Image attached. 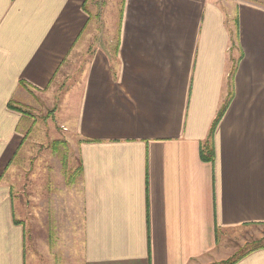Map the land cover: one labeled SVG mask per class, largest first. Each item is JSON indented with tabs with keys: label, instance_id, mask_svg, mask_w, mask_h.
Masks as SVG:
<instances>
[{
	"label": "crops",
	"instance_id": "0c3cea01",
	"mask_svg": "<svg viewBox=\"0 0 264 264\" xmlns=\"http://www.w3.org/2000/svg\"><path fill=\"white\" fill-rule=\"evenodd\" d=\"M94 1L0 0V264L230 259L242 228L264 229V1L120 0L109 28L115 0L100 12ZM75 47L87 59L53 120L77 143L80 220L46 221L40 240L6 180L33 118L8 103L36 109ZM234 264H264V247Z\"/></svg>",
	"mask_w": 264,
	"mask_h": 264
},
{
	"label": "rangeland",
	"instance_id": "374dc122",
	"mask_svg": "<svg viewBox=\"0 0 264 264\" xmlns=\"http://www.w3.org/2000/svg\"><path fill=\"white\" fill-rule=\"evenodd\" d=\"M106 1H94L95 6L91 8V11L100 12ZM119 1L115 0L111 7L108 5L104 10L108 28L109 16L110 14L112 18L116 16ZM98 16H100L99 13ZM96 25L102 26V19L98 20ZM105 37V34H96L95 40L93 38L90 42L93 40L103 42ZM86 55L87 52L81 53L77 47L73 48L51 83L50 92L47 91L44 98L34 96L36 109L21 106L24 114L30 115L31 113L33 122L16 159L9 167L6 180L15 194L13 195L15 215L23 221L27 230L35 234L33 235L35 238L39 236L40 240L42 239L41 229L47 228L45 224L48 220L51 223L57 217L64 218L67 230L73 222L80 220V173L77 143L76 140L70 139L69 130H65L66 126H69L68 119H64L59 114L60 119L55 115L53 120V110L60 104L70 81L75 74L79 73ZM240 235L239 248L235 250L236 255L245 253L254 247L264 246V229L260 226L244 227ZM28 247L33 252L29 244Z\"/></svg>",
	"mask_w": 264,
	"mask_h": 264
},
{
	"label": "trees",
	"instance_id": "16d2710c",
	"mask_svg": "<svg viewBox=\"0 0 264 264\" xmlns=\"http://www.w3.org/2000/svg\"><path fill=\"white\" fill-rule=\"evenodd\" d=\"M237 37H238V31H237V21H234V29L231 31V44L232 46L235 45V43L237 42ZM236 65V61H233V69L229 74L228 80H227V96L226 98L222 101L220 108L217 111V114L211 124L210 130H209V135L206 139V141L200 146V156L204 161H208V162H213L214 160V146H213V138H214V131L216 128V125L218 123V120L220 119V117L222 116L230 98L232 95V78H233V74H234V68ZM21 86H24V84L21 82L19 83ZM8 106L10 108L13 109H18L19 111L23 112V109H21V107L18 106H14L10 101L8 103ZM79 173H80V167H79ZM15 223H18V221H15ZM264 246H258V247H254L251 248L249 250H247L245 253L242 254H237V255H233V257H231L230 259L220 263V264H234L236 261H238L240 258H242L243 256H245L246 254H248L249 252L258 249V248H262Z\"/></svg>",
	"mask_w": 264,
	"mask_h": 264
}]
</instances>
